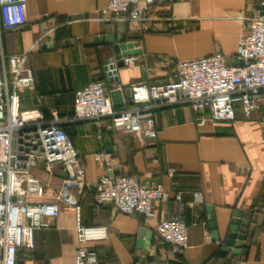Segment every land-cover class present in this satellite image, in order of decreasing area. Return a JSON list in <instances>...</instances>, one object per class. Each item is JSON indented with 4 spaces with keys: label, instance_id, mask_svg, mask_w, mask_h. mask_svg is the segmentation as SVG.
<instances>
[{
    "label": "crops",
    "instance_id": "crops-1",
    "mask_svg": "<svg viewBox=\"0 0 264 264\" xmlns=\"http://www.w3.org/2000/svg\"><path fill=\"white\" fill-rule=\"evenodd\" d=\"M263 5L264 0H157L144 24L148 30L141 32L123 17L103 16L105 0H26L27 24L0 34L5 56L29 53L34 80L29 91L37 100L32 110L46 121L56 111L78 153L87 185L78 196L79 221L104 234L83 246L96 252L98 264H264V106L246 116L236 102L232 121L202 128L188 105L163 107L154 112L153 143L108 130L107 118L72 120L74 92L102 77L115 45L131 43L141 51L133 56L135 67L118 70L112 86L122 91L164 80L174 67L163 68V60L197 59L219 48L236 65L239 38L255 8ZM44 14L56 29L36 44L50 25ZM25 101L23 94L22 108ZM129 106L128 96L115 110ZM30 173L43 184V197L34 202H54L62 176L49 178L40 165ZM106 173L160 184L171 196L180 193L181 202L155 204L147 216L123 215L109 205L96 208L94 187ZM59 207L57 217L42 219L33 249L20 250L16 264H74L81 246L76 216ZM235 213L253 223L240 227L244 239L228 246ZM177 216L188 229V246L179 255L154 234L159 221Z\"/></svg>",
    "mask_w": 264,
    "mask_h": 264
},
{
    "label": "built area",
    "instance_id": "built-area-1",
    "mask_svg": "<svg viewBox=\"0 0 264 264\" xmlns=\"http://www.w3.org/2000/svg\"><path fill=\"white\" fill-rule=\"evenodd\" d=\"M156 1L105 0L106 6L100 13L123 17L129 25L145 32L148 28L144 24ZM261 12H254L239 38L234 54L236 65H230L219 48L197 59L163 60L161 66L173 65L172 72L162 81L131 86L130 106L121 111L113 108L106 89L105 83L117 80L119 70L115 57L109 58L101 78L74 92L72 120L96 122L107 118L108 130L153 143L157 139L154 112L163 107L188 105L195 112V124L201 128L232 121L236 102L249 116L264 106V15ZM43 18L50 25L36 44L56 29L48 14ZM26 24V0H0V34ZM28 59V52L5 56L0 44V264H16L20 250L33 249L35 230L42 226L43 218L57 217L60 205L76 216L75 233L81 246L74 253V264H98L96 252L83 246L104 234L103 230L87 228L79 221L78 196L87 185L78 153L56 111H51L46 121L36 111L22 108L24 91L34 86ZM121 60L126 68L136 66L133 56ZM114 89L122 90L118 86ZM39 165L49 178L54 174L62 176L54 202H34L43 197L42 182L30 173ZM94 188L96 208L109 205L123 215L147 216L155 204L171 199L181 202L180 193L171 196L160 184L141 182L129 175L106 173ZM154 234L173 254L183 253L188 246V229L180 216L159 221ZM206 239L209 240L208 235Z\"/></svg>",
    "mask_w": 264,
    "mask_h": 264
},
{
    "label": "water",
    "instance_id": "water-1",
    "mask_svg": "<svg viewBox=\"0 0 264 264\" xmlns=\"http://www.w3.org/2000/svg\"><path fill=\"white\" fill-rule=\"evenodd\" d=\"M255 10H261L262 12L260 14L264 15V6L256 7ZM113 51L115 55L114 57L117 60V64H116L117 69H121L125 67L121 58L141 54L140 50H134L133 44L131 43L115 45L113 48ZM116 81L117 80L108 82L110 84L109 85V97H110V100H111V103L114 109L124 107V98L128 97L130 94L129 90L122 91V90L114 89L112 84L113 82H116ZM23 94L26 98L25 107L23 108V110H32L31 105L36 104L37 100L31 99L29 90H25ZM241 218H242L241 214L239 213L234 214V218L229 228V233H228L227 241H226V244L228 246H233L236 241H242L244 239L245 235L242 233H239L240 227H248L250 226V224L253 223L249 219L242 220ZM209 228L213 231L215 229L214 224L213 223L209 224ZM214 237H216L215 234H214Z\"/></svg>",
    "mask_w": 264,
    "mask_h": 264
}]
</instances>
